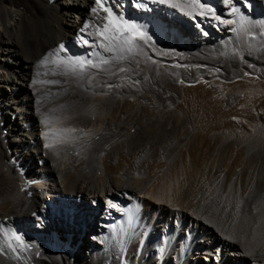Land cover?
<instances>
[{
  "label": "bare ground",
  "instance_id": "obj_1",
  "mask_svg": "<svg viewBox=\"0 0 264 264\" xmlns=\"http://www.w3.org/2000/svg\"><path fill=\"white\" fill-rule=\"evenodd\" d=\"M105 2L153 36L149 45L138 42L123 62L91 43L102 40L96 33L105 16L89 11L92 0H0V264H121L132 246L138 252L123 264H264V129L246 130L240 122L264 121V0H250L236 15L223 0H207L232 22L204 19L199 29L148 0L139 8L129 0ZM61 43L63 54L56 51ZM137 50L145 55H135ZM54 52L109 64L86 68L93 80H80L52 63ZM118 66L126 71L119 73ZM39 80L58 83H33ZM44 114L56 117L50 127L76 129L73 138L45 149L52 137L37 134L41 126L46 130ZM186 124L194 136L206 133L220 145L243 140L245 151L253 152L252 175L243 174L252 178L249 189V181L242 182L250 192L241 205L263 214L251 226L250 219L234 222L232 204L216 214L221 223L206 216L233 193L235 172L216 175L211 166L195 167L190 179L170 185L177 142L169 138L174 146L164 155L155 154V143L177 131L186 137ZM104 137L103 146L87 155ZM152 159L163 160L162 172L148 174ZM157 174L165 183L152 188ZM144 199L172 205L176 219L166 218L168 206L152 213ZM248 226L251 244L245 242Z\"/></svg>",
  "mask_w": 264,
  "mask_h": 264
},
{
  "label": "rangeland",
  "instance_id": "obj_2",
  "mask_svg": "<svg viewBox=\"0 0 264 264\" xmlns=\"http://www.w3.org/2000/svg\"><path fill=\"white\" fill-rule=\"evenodd\" d=\"M154 92H156V96L158 98L161 97V94L158 93L157 90L154 91ZM182 99L180 98V100H182ZM240 122L242 123V125H244L246 130H248L251 127V125H254V126L256 125L261 131H263V129H264V121L263 120H258V119H253L252 118V119H246V120L244 119V120H242ZM186 125H187V127H189L188 126L189 124H186ZM42 128H43V126L38 128V131H37V134L40 136V139L44 138L42 136V133L45 131V129H42ZM189 128H190V130H189ZM189 128L187 129V133L188 134L186 133L187 136L184 137V138H183L182 132H178L177 131V134L172 136L173 138L171 136L170 137L169 136L168 137L161 136L160 138H158L159 141H156V143H155V148H156V149L154 148L155 149L154 150L155 154L164 155L165 151L167 149H169L170 147L174 146V144L177 142L175 147H174L175 150H174L172 155H174L176 157V159L179 160V162H178V164L176 163L172 167V169L170 171V178L168 179L170 185L172 186L174 184V186H177L175 183H177V182L181 183L182 181L190 179V177L192 175V172L194 171L195 167L196 168H200V169H204L205 166H207L206 168L209 169V167L211 166V168L209 169V172H212L211 174H216V171H217L216 175L229 174V176L230 175L232 176L234 174V172H235L236 178L234 180L230 179V181H229V183H231L230 187H231V190L233 191V193L231 195H230V193H227V196L229 198L227 197V198H225V200H223V202L225 204H221V202H220V204L217 205V206H221L222 209L217 207L215 210H213L214 212L207 211L206 212V216L208 217V219L213 220L216 223L217 222L221 223V217H218L216 214H219V213L223 214L222 213L223 210H224L223 207L226 206L227 204H232V206H233L232 208H233V210L236 213H231V215L233 217H235V218H238V219H235L234 222H236V221L238 222V221L244 220L247 223V221H249V219H250L248 224H250V226H251V224L255 223V220H256L257 216L259 215V216L262 217V215H260V214L264 213V211H263L264 210V201L262 200L264 198V193L261 194V196L262 195L263 196H262V198L259 201L260 206H261V210H262L263 213H261V210H259V209L255 210L254 207H245V209H244L243 205H241V203L244 202V200L246 198V193H248V191H249V190H247V191L244 190L245 188L243 189L244 185L242 184V182L244 183V181H245V183H246V181L248 180L249 182H247V184H245V183L244 184L246 185L245 187H248V189H249L248 183L251 184L250 181H252V178L248 179V177H249V175H252V172L251 173H249V172H250V170L252 171V169H253V168L250 169L251 168L250 166H252L251 164H253V162H252L253 161V152L245 151V149L243 148V146L241 144V142L243 140H240L241 142L238 141V142H235V143H233L234 142L233 140H231V142H230V140H228V141L225 140L226 142H224L223 145L222 144L220 145L218 142L216 143V141L213 142L212 138L209 137L208 134H206V133L200 132L196 136H194L193 135V128L191 129V126ZM169 138H171L172 140L169 139ZM141 139L143 141L147 140L146 137H142ZM170 140L172 141V143H174L173 145H172ZM104 142H106V137H104L103 140H99L98 142L94 143V145H92L90 149H87V152L90 151L87 155H93L95 153V151L98 150V148L103 146L102 144ZM169 142L171 144H169ZM174 156H170V159H172V157H174ZM221 157H222V159H221ZM217 158H219L220 160L217 159ZM170 159H168V160H170ZM216 160H217V162L215 164ZM218 160L219 161L222 160L221 161L222 165L218 164V162H219ZM248 164H250L249 165L250 168L248 167ZM215 165H217L216 168L214 167ZM163 166H164L163 160L152 159V162L149 164V166L147 168V172H148L149 175L155 174V173H157L159 171L162 172ZM247 168H248V171H247ZM215 169H216V171L214 172ZM244 173L248 176L247 178L245 177L246 175ZM240 176H242V177H240ZM149 177L151 178V176H149ZM237 177H238V181L236 180ZM239 177H240V179H239ZM243 177H245V178H243ZM152 178H155V179H152L153 182L150 183V186L153 185L152 188L154 186L156 187V185L158 183L163 182V180L161 179V174H157V176L152 177ZM233 181L238 182V183H236L237 185ZM163 183H165V182H163ZM239 184H240V186H239ZM237 186H239L243 190L241 189V191H240V189H238L239 187L237 188ZM177 193H178V189H175V192L172 193V197L176 196ZM160 195H163V193H160ZM166 197L171 198V195H167ZM242 197L244 198V200H243ZM247 197H248V194H247ZM144 201L147 203L146 204V208L149 211H151L152 213L154 211V214L158 213V215L161 212L162 208L165 209V207L167 208V206H168L163 201L158 202V204H156L153 200H150V199H144ZM236 201L239 202V205H240L239 209H237V207H236V204H237V203L235 204ZM176 208H179V210L181 211L179 213H181V214H183L182 212L188 211L186 209H182V208H185V207H176ZM248 208H250L251 210L248 209ZM230 209L231 208H229L228 210H230ZM258 210L260 212H258ZM175 211H176V209L172 205H169L168 206V210L167 209L165 210L166 218L167 219L170 218L171 220H175L176 216H174L172 214V212H173L174 214L177 215L178 212H175ZM230 212L231 211H229V213ZM244 213L245 214L247 213V215H246L247 219H246V217H244V215H243ZM251 214H255L254 215V219H253V215L251 216ZM250 216H251V218H250ZM155 219H156V217H155ZM229 219L233 220L232 218H229ZM226 222L229 223L230 221L226 220ZM149 227H150L149 229L151 230V228L153 226H149ZM234 229H235V232L234 231H232V232H234V234L237 235L238 231L236 232V230H238V228H233V230ZM246 229L247 230H246V233H245V239L247 241H245V242H246V244H251L253 242V240L250 238V236L252 235L251 228L249 229V226H248ZM131 249H132V253H133L131 256L126 257L127 252L123 253L122 259H121V261H122L121 264H123V261L128 262L129 259H132V257L135 256V254L138 252L136 246H132ZM130 261L132 262V264H134V260H130ZM131 262L129 264H131Z\"/></svg>",
  "mask_w": 264,
  "mask_h": 264
},
{
  "label": "snow or ice",
  "instance_id": "obj_3",
  "mask_svg": "<svg viewBox=\"0 0 264 264\" xmlns=\"http://www.w3.org/2000/svg\"><path fill=\"white\" fill-rule=\"evenodd\" d=\"M95 6L90 7L89 11L93 14L97 13L98 10L102 11L105 16L101 18V24L97 25L99 29L96 33L98 37H101L102 40H94L91 43L97 44L99 47L107 53L114 54V58L118 61H125L129 56L134 55V48H136L138 42H143L144 45H149L153 41V36L149 34L148 31L144 30L143 26H138L135 22H130L127 19H123L119 12H114V6H110L105 0H92ZM132 3L133 7L139 8L143 5V0H129ZM240 6L237 7L234 0H223V5L227 9L230 15H236L240 12L241 8L250 7V0H238ZM119 3V0H117ZM149 4H158L164 6L166 9L171 10L172 12L179 14L183 17L188 18L189 22L194 23V25L199 29L200 21L204 19H215L217 23L230 24L232 21L228 19H223L221 15L217 13V10L212 6L207 0H148ZM240 22H244V17H239ZM88 27L87 23L82 26V31L86 30ZM202 34L206 35V32H203L200 29ZM110 33V34H109ZM82 43L88 45L90 42L87 38L82 37ZM59 53L63 54L66 52V47L63 43L58 45L57 50ZM161 56L166 55L167 53L159 52ZM53 59L52 63L59 68L63 69L64 75H72L80 80L85 78L88 81H92L93 77L86 74V68L99 69L101 65L109 64L108 59H101L99 63L96 61L83 58L79 56H56L55 52L52 53ZM135 55H145L144 51L137 50ZM48 61V56H45L39 61L40 65H44ZM155 63V60L152 61ZM126 69L124 67L118 66V72L124 73ZM246 75L248 73H245ZM55 75V73H53ZM33 83L39 84H48L55 85L58 83L56 80H39L33 81ZM91 85H89L90 87ZM103 87L111 88L112 85L104 84ZM56 119L50 115H42L41 123H44L46 130L42 133V136L47 141L48 138L52 137V142H45L43 147L45 149H54L55 145L58 143H67L70 139L73 138L72 134L76 133L77 130L74 128H54L50 127L49 123L51 120ZM235 119V118H234ZM91 203H95L92 201ZM237 209H239V202L236 204ZM226 210V209H225ZM132 213L128 212V217L131 219ZM15 239L19 240L20 237L14 234Z\"/></svg>",
  "mask_w": 264,
  "mask_h": 264
}]
</instances>
